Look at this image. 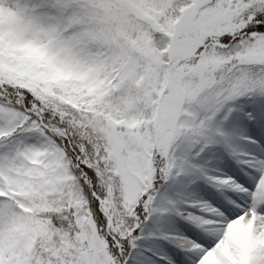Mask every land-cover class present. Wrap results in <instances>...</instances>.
<instances>
[{
	"label": "snow or ice",
	"instance_id": "snow-or-ice-1",
	"mask_svg": "<svg viewBox=\"0 0 264 264\" xmlns=\"http://www.w3.org/2000/svg\"><path fill=\"white\" fill-rule=\"evenodd\" d=\"M0 264H264V0H0Z\"/></svg>",
	"mask_w": 264,
	"mask_h": 264
}]
</instances>
